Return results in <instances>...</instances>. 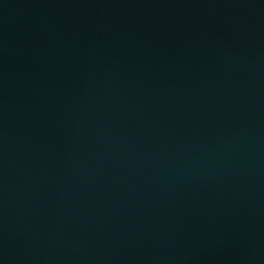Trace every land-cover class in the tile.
<instances>
[{
    "label": "water",
    "instance_id": "obj_1",
    "mask_svg": "<svg viewBox=\"0 0 264 264\" xmlns=\"http://www.w3.org/2000/svg\"><path fill=\"white\" fill-rule=\"evenodd\" d=\"M0 264H264V0H0Z\"/></svg>",
    "mask_w": 264,
    "mask_h": 264
}]
</instances>
